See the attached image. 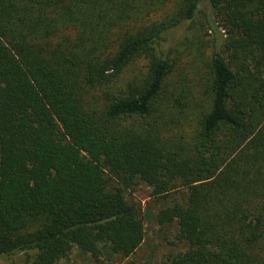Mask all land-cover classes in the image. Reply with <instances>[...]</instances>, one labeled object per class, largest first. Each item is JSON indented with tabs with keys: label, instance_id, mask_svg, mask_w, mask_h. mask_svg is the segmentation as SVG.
Segmentation results:
<instances>
[{
	"label": "trees",
	"instance_id": "trees-1",
	"mask_svg": "<svg viewBox=\"0 0 264 264\" xmlns=\"http://www.w3.org/2000/svg\"><path fill=\"white\" fill-rule=\"evenodd\" d=\"M198 14L224 37L173 95ZM138 184L176 230L159 264H264V0H0V256L128 258Z\"/></svg>",
	"mask_w": 264,
	"mask_h": 264
},
{
	"label": "rangeland",
	"instance_id": "rangeland-1",
	"mask_svg": "<svg viewBox=\"0 0 264 264\" xmlns=\"http://www.w3.org/2000/svg\"><path fill=\"white\" fill-rule=\"evenodd\" d=\"M204 21V17L198 14L193 27L182 26L172 30L166 36V46L171 47V56H175L179 60L181 67L177 66L170 76L171 87L169 90L173 91V95H177L178 91L183 89L176 90V87H186L198 83L201 86L199 89L205 88L208 77L206 63L213 49L212 44L214 40L219 42L224 37V30L221 29L218 33L219 28H216L214 32ZM143 63L140 61L139 65H143ZM204 99L200 92L197 101L201 102H198L196 108L200 109ZM194 120L195 117L190 116V119L183 120V122L187 121L191 128ZM183 131L187 132V130ZM149 194L150 189L144 184L135 185L124 192L129 203L140 206L145 227L144 240L131 256L121 259L110 251L108 244L104 243L101 244V254L96 260L74 247L65 258L55 264H159L166 256L177 253L180 247L174 243L175 227H161L157 224L158 213L162 205L150 198ZM22 261V254L0 256V264H20Z\"/></svg>",
	"mask_w": 264,
	"mask_h": 264
}]
</instances>
